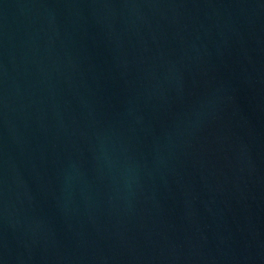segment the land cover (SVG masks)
<instances>
[{
  "label": "water",
  "instance_id": "1",
  "mask_svg": "<svg viewBox=\"0 0 264 264\" xmlns=\"http://www.w3.org/2000/svg\"><path fill=\"white\" fill-rule=\"evenodd\" d=\"M0 264H264V0H0Z\"/></svg>",
  "mask_w": 264,
  "mask_h": 264
}]
</instances>
